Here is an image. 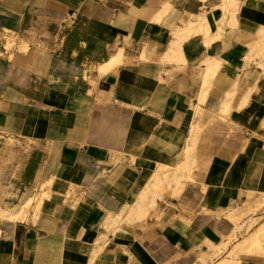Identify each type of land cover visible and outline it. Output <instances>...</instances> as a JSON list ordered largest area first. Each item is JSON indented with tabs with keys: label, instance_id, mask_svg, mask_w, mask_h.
I'll return each mask as SVG.
<instances>
[{
	"label": "crops",
	"instance_id": "crops-1",
	"mask_svg": "<svg viewBox=\"0 0 264 264\" xmlns=\"http://www.w3.org/2000/svg\"><path fill=\"white\" fill-rule=\"evenodd\" d=\"M225 2L0 0V136L29 143L44 194L34 222L0 217V264H209L220 213L264 193V50L245 59L264 0L234 23ZM185 147L193 178L151 191Z\"/></svg>",
	"mask_w": 264,
	"mask_h": 264
},
{
	"label": "bare ground",
	"instance_id": "bare-ground-1",
	"mask_svg": "<svg viewBox=\"0 0 264 264\" xmlns=\"http://www.w3.org/2000/svg\"><path fill=\"white\" fill-rule=\"evenodd\" d=\"M235 7L236 6L234 3V0H226V2L221 5V9H223L225 12H227L229 14V15H227L228 21L233 22V23H234V19L232 17V14H233L234 10L236 9ZM222 14H223V11H222ZM223 19H225V16H223ZM222 20H220V23ZM206 28H207L206 19L203 16H198L194 22H191L187 26L183 27L181 29V32L185 33L186 31H189V30L192 32H198L201 30H205ZM176 38L179 41H181L184 38V35L180 36V37H178V35H177ZM176 43H177V40H176V42H174V41L171 42V48H170L169 52H167V55H166L167 56L166 59L168 61L173 60L175 57V55H174L175 48L174 47L176 46ZM263 50H264V27H261L255 32L253 37L246 43L245 59L250 60L254 55H257V54L262 55ZM104 65H103V67H104ZM216 67H217V65L215 64L211 71L214 72ZM168 71H170V69ZM183 151L184 152L182 153L183 154L182 159H180V163L179 164L177 163L178 165L176 167L168 168V166L167 167L162 166L161 173H155L152 176V180H151V184H150V190L151 191L158 190L154 186V183L156 184V182L160 181V180L163 181V179H164V181H167L169 184H170V182H173V184H174L173 186L176 189V188H178V187L180 188L182 186L184 180L193 178V174H191V172H192L191 169L193 166L197 167L198 165H196L195 159L193 158V155H192L193 154L192 150L189 147L188 148L185 147ZM197 174H198V172H197ZM164 181H163V184H164ZM169 184H167V185H169ZM172 188H171V190H174ZM179 188L177 190H179ZM173 192L174 191H172V193ZM43 196H44V194L38 196L37 199H35V202L33 203V205H32V197L30 196V197L25 198L22 202L20 201V204L18 203L19 205H17L16 209L13 207V208H6L3 210H0V217L6 218L9 221L10 226L17 220L25 221V222H34L37 218L38 213H39L37 205L39 204V202ZM141 197H143V195ZM144 201L145 200H142V198L139 199V202H136L135 205L130 208L129 214L132 215L133 217L141 218L145 213V208H143V206L141 205V203ZM250 202H251V204H253V206H251L249 203V206H251L250 208L252 209V211L259 210L261 207L264 206V193H261L256 199H254L253 201H250ZM145 204H148V203H145ZM245 206H247V204ZM241 209H243V208H241ZM245 212H248V211H245ZM236 216H238V214L234 215L233 211L229 212L227 215V217L233 222V224H236V222H235L237 220ZM256 218H258V217H249L247 220L242 221L239 224L240 230H241V228H243V230H244L246 223L249 221L254 222V220ZM252 219H254V220H252ZM256 222H257V224L255 225L254 230H251V231H248L245 233L242 231V233H243L242 237L235 240V242L231 245V248L227 251V254L220 257L213 264H238L240 262L242 256H257V257H262L264 260V220H262L261 222L260 221L259 222L256 221ZM248 225H249V223H248ZM247 230H248V227H247ZM230 235L234 236L233 231H231ZM230 240H232V239H230ZM228 242H229V239H228ZM224 243H225L224 240L221 239L218 243H216V244L213 243V245H211V246L208 243L207 246H210L211 249H213V253H215L220 249V247L224 248V247H222V246H224Z\"/></svg>",
	"mask_w": 264,
	"mask_h": 264
},
{
	"label": "rangeland",
	"instance_id": "rangeland-1",
	"mask_svg": "<svg viewBox=\"0 0 264 264\" xmlns=\"http://www.w3.org/2000/svg\"><path fill=\"white\" fill-rule=\"evenodd\" d=\"M254 56H261V55H254ZM31 151H33V149L26 141H23L21 139H15L14 137L9 138L8 136L5 137L0 136V195L1 194L3 195L2 196L3 199L15 201L18 199H24L31 196L32 205L35 202V199H37V196L34 197L31 194V192L37 185L36 178L34 180H31V172L33 171V168L35 166L33 163H31L32 160ZM257 184H259V181H257ZM258 188L259 187L257 186V192L255 191L254 193L261 192V190H258ZM252 193L253 192H248L246 199L249 195H252ZM246 199L244 201L245 203L243 202L241 207L228 209L220 213V216L218 218L222 217L223 219H226L230 223L231 227L229 228L226 234L217 232V235H219L220 238L223 239L225 242L224 246H222L224 248L220 247V249L217 252L212 253L211 258L209 259V264H213L215 260L222 257L223 255H226L227 251L231 248V245L235 242V240L242 237L243 235L242 231L245 233L254 230L255 225L257 224L256 221L261 222L262 220H264V206L257 211H252L250 207L253 206V204H251V202H247ZM249 203L251 206H249ZM246 204L247 206H245ZM241 208L243 209L245 208L246 210L245 209L243 210ZM232 211L235 215L238 214V216H236L237 217V220L235 221L236 224H233V222L227 217V214ZM255 212L257 213V217H258L255 219L256 221L252 219L254 220V222L249 221L246 223L248 230L246 226L244 230L243 228H241L240 230L239 224L244 219H246L247 216ZM231 231H233L234 236L230 235ZM230 239H232L233 241ZM258 258L263 260L262 257H258ZM203 264L205 263L203 262Z\"/></svg>",
	"mask_w": 264,
	"mask_h": 264
}]
</instances>
